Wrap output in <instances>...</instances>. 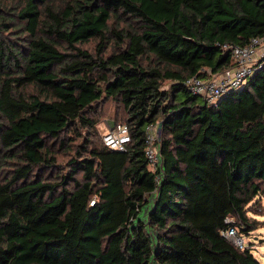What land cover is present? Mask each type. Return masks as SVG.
<instances>
[{
  "label": "trees",
  "instance_id": "trees-1",
  "mask_svg": "<svg viewBox=\"0 0 264 264\" xmlns=\"http://www.w3.org/2000/svg\"><path fill=\"white\" fill-rule=\"evenodd\" d=\"M263 36L264 0H0V264H260L221 231L257 228L264 58L216 105L186 81ZM108 101L124 152L98 135Z\"/></svg>",
  "mask_w": 264,
  "mask_h": 264
},
{
  "label": "built area",
  "instance_id": "built-area-1",
  "mask_svg": "<svg viewBox=\"0 0 264 264\" xmlns=\"http://www.w3.org/2000/svg\"><path fill=\"white\" fill-rule=\"evenodd\" d=\"M231 52L236 64L224 72L211 75V77L194 76L188 78L186 85L192 95L204 100L208 105H216L226 95L244 86L249 77L262 67L261 59L264 58V36L255 37L246 46H225ZM160 137V128L156 124L146 127V156L152 170H156L162 164L157 142ZM105 146L119 152L126 151L131 142L129 127L126 124H117L110 128L103 136ZM227 228L221 231V235L232 242L236 247L244 249L243 235L235 226L234 216L225 219Z\"/></svg>",
  "mask_w": 264,
  "mask_h": 264
},
{
  "label": "rangeland",
  "instance_id": "rangeland-1",
  "mask_svg": "<svg viewBox=\"0 0 264 264\" xmlns=\"http://www.w3.org/2000/svg\"><path fill=\"white\" fill-rule=\"evenodd\" d=\"M96 43L97 41H93L90 44H86V48H89L92 52L96 51ZM170 83L165 84V88H169ZM104 108L102 110L101 120L98 123V135L103 143V136L105 133L117 125L113 119L121 117L123 112L122 107L117 106L116 103L108 101L105 103ZM112 123L114 125L112 126ZM248 217L250 219H254L257 222V228L250 232L249 234H242L244 238V243L246 246L251 247L252 254L255 258L260 262V264H264V198L255 199L248 206Z\"/></svg>",
  "mask_w": 264,
  "mask_h": 264
},
{
  "label": "crops",
  "instance_id": "crops-1",
  "mask_svg": "<svg viewBox=\"0 0 264 264\" xmlns=\"http://www.w3.org/2000/svg\"><path fill=\"white\" fill-rule=\"evenodd\" d=\"M208 77H211V75H209Z\"/></svg>",
  "mask_w": 264,
  "mask_h": 264
},
{
  "label": "water",
  "instance_id": "water-1",
  "mask_svg": "<svg viewBox=\"0 0 264 264\" xmlns=\"http://www.w3.org/2000/svg\"><path fill=\"white\" fill-rule=\"evenodd\" d=\"M114 125V123H112V126Z\"/></svg>",
  "mask_w": 264,
  "mask_h": 264
}]
</instances>
